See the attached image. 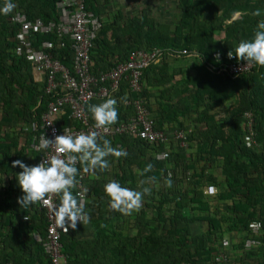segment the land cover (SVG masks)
I'll use <instances>...</instances> for the list:
<instances>
[{
    "label": "trees",
    "instance_id": "obj_1",
    "mask_svg": "<svg viewBox=\"0 0 264 264\" xmlns=\"http://www.w3.org/2000/svg\"><path fill=\"white\" fill-rule=\"evenodd\" d=\"M59 1L61 0H17V7L29 19L39 17L45 21L56 20L55 5ZM3 2L1 0L0 5ZM108 2L110 0H85V7L100 15L104 13V4ZM176 4L181 19L172 28L166 22L150 16L146 10L122 25L117 23L121 16L114 17L109 23H103L95 40L98 48L92 49L90 56L96 67L109 68L114 65L115 60H125L134 49L150 50L156 47L163 52L167 49H185L188 52L195 50L197 55L184 54L171 58L197 59V76L204 80L200 85L205 88L209 98L214 93H222L224 99L229 95L224 91V86L229 84L233 85L232 89L236 90L237 96L235 105L229 111L232 119L228 132L224 133L220 129V133L215 135L217 139L210 140L208 148H201V152L222 157V172L231 198L239 197L247 205L257 204L264 209V99L254 97L256 90L258 94L264 93V85H247L249 82L264 80V67L255 65L247 73L230 75L223 69L225 62L216 61L212 57L214 51H232L239 40L250 38L257 21L260 20V17L252 16L251 12L253 9L264 12V0H176ZM236 11L246 13L238 19L230 20ZM10 13L0 15V183H3L4 177L9 181L8 187L3 188L0 194V264L6 261L14 264H48L41 243L32 236L34 232L44 234L47 224L44 212L37 210L35 205L22 209L17 204V197L22 193L16 184L15 174L21 169L18 166L13 167L12 161L19 159L26 165H34L38 159L39 153L27 150L30 134L20 135L16 127L21 123L38 121L51 98L44 93V83L34 81L28 61L11 50L13 43L9 38L15 27L9 26L7 22ZM225 20L230 21L225 23ZM107 30L110 31L109 41L104 42ZM222 30L225 33L224 40L214 39V33ZM51 36L37 35L34 45L37 46L40 41ZM53 52L72 72V54L68 46ZM149 67L143 70L142 80L149 74ZM189 79L195 84V76H190ZM218 79L221 84L217 89ZM245 85L247 87L243 89ZM123 91L124 89L121 92ZM146 92L143 88L140 93H130L129 97L140 96L141 104L148 109ZM197 92L199 95L200 92ZM94 102L100 103L98 99H93L90 104ZM177 105H171L168 109L172 116L182 113ZM245 111L251 112L253 117L257 143L255 147H246L243 142L245 125L242 123L245 121ZM204 113L206 110L202 112ZM131 114L129 106L121 107L117 111L116 121L126 120ZM61 119L64 124L68 123L66 115ZM203 119L205 129L218 126L217 120L211 116ZM156 121L155 127L161 128ZM185 131V142L189 148L192 133L189 134L186 129ZM206 134L198 133L204 144L206 141L203 138ZM20 137L23 140L21 145ZM103 139L107 138H100L98 143ZM109 141L112 147L118 144L116 149L126 153L117 157V172H114L112 179L119 181L122 186L136 189V174L131 170V165H135L140 175L146 177L141 183V187L149 188V193L142 200L146 210L144 214L139 212L133 235L123 232L119 224H113L115 219L118 220L123 215L106 206V196H99L106 183L104 178L90 180L89 177L86 183L90 188L87 187L97 195L98 204L88 205L87 198L84 211L90 210L89 223L78 224L75 230L61 236L62 251L67 255L68 264H209L210 256L201 255L214 251L210 246H204L210 240V233L200 235L193 230L195 223L201 220L210 225L217 224L214 217L196 215L191 204L198 203L200 206L197 209L205 211L208 209L206 203L195 197V194L189 196L190 192L193 193L189 188L181 190V187H176L174 180L169 185L165 179V169L170 168L174 172L176 164L179 165L178 161L186 158V149L181 148V151L176 148L166 160H156L153 147L143 140L120 134ZM217 141H220L218 145ZM173 162L177 163L174 165ZM77 166L83 167L80 163ZM259 167L263 169V174L258 171ZM185 168L191 167L186 164ZM253 171H258L255 178L249 177ZM148 181L157 182L158 188L154 191L155 187L148 184ZM147 211H150V215L146 216ZM242 214L238 222H242L247 229L248 223L256 218L249 210ZM25 215L29 218L27 221L22 220ZM257 218L263 226L261 245L264 247V217ZM197 255L200 256L197 258Z\"/></svg>",
    "mask_w": 264,
    "mask_h": 264
},
{
    "label": "built area",
    "instance_id": "obj_2",
    "mask_svg": "<svg viewBox=\"0 0 264 264\" xmlns=\"http://www.w3.org/2000/svg\"><path fill=\"white\" fill-rule=\"evenodd\" d=\"M56 20H43L36 17L29 19L22 11H13L7 22L9 26L15 27L11 37L15 55L24 57L30 64L34 81L44 83V93L51 99L48 101L46 109L41 113L39 120L30 123H21L16 127L20 135L30 134L29 150L39 153L36 160L47 159L51 155H56L54 146L47 149L38 150V146L46 139H53L57 135L64 134L77 135L95 131L98 140L100 138L111 139L115 135L125 134L133 138L145 141L153 147V156L156 160H166L176 148L186 149L185 130L166 132L157 129L154 120L149 116L148 110L141 104L140 98L134 100L129 98V92H140L142 90L143 70L149 65L165 57H178L184 54L197 55L196 51H186L185 49H167L162 51L153 47L150 50L134 49L130 51L125 60L116 61L109 68H98L90 56L92 49H95V39L103 22L99 15L87 10L85 0H61L55 5ZM52 35L49 39H44L34 45L37 35ZM68 46L72 54V72L64 66L58 57L54 55V50ZM232 51L216 50L212 57L216 61L223 60L224 71L230 75L247 73L255 65L243 60H237L233 54L230 58L228 53ZM121 83L126 84V94L121 104L132 107V114L126 120L115 122L111 126L95 128L91 119L88 105L93 99H105L114 97L120 88ZM66 115L68 123L64 124L61 117ZM245 117V132L243 142L246 147L257 146L255 132L253 129V117L250 112ZM170 143H173L170 147ZM175 143L178 145L176 146ZM152 152V151H151ZM63 156V154H60ZM76 163V182L71 189L78 202L86 206L87 185L86 180L91 172L84 171L83 167L78 168ZM173 171L165 169V179L171 181ZM216 189L213 184H208L204 190L205 194L213 195ZM59 197L52 194L50 203L56 204ZM35 208L44 212L47 221L45 232L32 234L34 240L40 242L46 254L48 264H68L67 255L62 251L61 236L68 233L56 228L54 217L51 215L48 206L41 203L35 204ZM27 215L22 216L23 221H27ZM79 222H77V225ZM261 228L259 220H252L248 223V231H258ZM259 240L249 237L245 240L246 247H255ZM218 262H226L228 257L225 253L216 251L214 256ZM2 264H14L6 261Z\"/></svg>",
    "mask_w": 264,
    "mask_h": 264
},
{
    "label": "crops",
    "instance_id": "obj_3",
    "mask_svg": "<svg viewBox=\"0 0 264 264\" xmlns=\"http://www.w3.org/2000/svg\"><path fill=\"white\" fill-rule=\"evenodd\" d=\"M111 1L107 4H104V13L100 14L104 24L109 23L114 19L108 13L109 7L112 8V11H115L112 12V14H115L114 17H118L121 16L119 8L126 7L127 4H130L132 2V0H113L115 3H117V5L114 6ZM236 12L238 13L239 11ZM132 14L134 15V12H132ZM258 17H260V19H264V12H261V16ZM233 19L236 18H230V20ZM230 20H226L225 22H229ZM109 36L110 31L107 30V32H105L103 41H109ZM213 37L216 40L223 41L225 33L222 30L218 33H214ZM251 37L252 35L250 36V38ZM196 63L197 59L194 58H182L181 60H178L168 56L163 60L155 62L149 67V74L143 80V86L147 91V107L149 114L152 116L154 121L157 120L156 122L158 123L156 124L166 132H171V130H175L177 128H185V126L189 125L191 126L192 135H190L191 141L189 142V148H186V151H188L185 154L186 158H184V160L180 159L178 161L179 165L176 164L177 162H173L174 165L176 164L174 171V181L176 183V187H181V190L189 188L190 191H193V193H189V196H193L195 194V197L200 198L203 202L206 203L208 209L205 211H200L197 209L200 206L198 203L191 204V206L194 207L192 210L196 215L198 214V216H212L217 223L210 225L207 224L206 221L201 220L194 225L193 232L195 234L204 235L205 233H210V240L205 243L204 246H210L214 249V251H211V253H202L203 255H201V257L210 256L211 260H209V264H264V247L261 245V240L263 239V226H261L260 230L258 231L250 232L244 227L242 222H238V218L242 217V212H244L245 210L253 212L256 218L253 220H260L257 217H264V215H261V213L264 214V209L260 208V205L257 204L247 205L242 198H231L224 181L225 176L222 172V157L217 154L211 155L205 152H201V148H208V146L210 145V140L217 139L215 138V135H217L218 132L220 133V129L224 133L228 132L232 119L230 117L229 111L235 105L237 99L236 90L232 89L233 85L229 84L228 86H224V91L226 92V94H229L224 99L222 93H214L213 97L209 98L208 93L204 91L205 88L200 85L204 82V80L197 76L198 67L195 66ZM190 76L196 77L195 84L190 81ZM217 81L218 85L216 87L218 89L221 82H219V79ZM253 84H257L256 86L264 85V80L256 83H247V85L250 86H253ZM256 86L254 87V90H256ZM246 87L247 86L245 85L243 89H245ZM123 89L125 91L126 86L124 83H121L118 93L114 97H112L116 101V111L121 108L120 102L124 94V91H121ZM197 91L200 92L199 95ZM263 94H258L256 90V95L254 97H261L264 99ZM176 103L178 104L176 106L177 109L181 110L182 113L172 116L168 109L171 108V105H176ZM205 110L206 113L202 114V112ZM119 114L121 115V112ZM209 116L213 117L214 120H217L216 124L218 126H216L218 128H210V130L208 128L205 129L206 126L203 117L209 118ZM242 124L245 125V121ZM201 132L207 133L203 138V140L206 141L205 144L198 137V133L201 134ZM21 137L19 138V145L23 143ZM219 142L220 141H217L216 145H218ZM117 145L113 146V148L116 149V147H118ZM172 145L173 143H170V147H172ZM148 154H150V152ZM175 157L176 155H174V158ZM106 158L108 166L103 170H96L91 175H89L90 180L103 178L107 179V177L109 180H111L112 178H114V172H117L118 158L111 155ZM174 158L172 160H174ZM186 164L190 165L191 168H185ZM132 166L133 165H131V170L134 172V174H136L137 179L135 188L136 190H139L140 183H142L143 180L146 179V177L140 175L139 170ZM258 171L263 174V169L261 167L258 168ZM258 171H253L251 174H249V177L252 176L251 178H255ZM100 172H103V174H101ZM149 182L150 181H148V184L155 187V191L158 188V183ZM171 182L172 181H169V185L171 184ZM208 184H213L215 186V194L208 195L204 193V190ZM88 187L90 188V186ZM90 192L91 194L87 195L88 199L91 200L93 197H97V195L92 192V189H90ZM152 193L153 191L151 192V194ZM99 196L105 195L104 193H100ZM86 212L89 217L90 210L88 209V211ZM88 223L89 221L86 224ZM113 224L122 225L123 219H115V221H113ZM132 224H135L133 220ZM249 237L257 238L259 240V244L255 247H246L244 245V242ZM197 244L199 246L201 245L199 243ZM216 251L225 253L228 257V260L224 263L216 261L214 258V256L216 255ZM199 256L200 255H197V258Z\"/></svg>",
    "mask_w": 264,
    "mask_h": 264
},
{
    "label": "clouds",
    "instance_id": "obj_4",
    "mask_svg": "<svg viewBox=\"0 0 264 264\" xmlns=\"http://www.w3.org/2000/svg\"><path fill=\"white\" fill-rule=\"evenodd\" d=\"M13 8L14 4L12 0H4L3 4L0 5V15L12 13L13 11L11 10ZM251 15L261 16V10L253 9ZM11 37L9 39L12 42ZM95 46V48H98L96 41ZM233 54L238 61L243 60L245 63L250 62L256 66L264 67V19L257 21L252 37L240 40L232 52L228 53V56L231 58ZM142 87L144 88L143 85ZM130 93L133 92H129L128 94ZM125 94L126 89L123 97ZM136 98L132 97L130 99L134 100ZM98 100L101 102L88 105L95 128L113 125L117 122L115 99L109 97ZM126 106H129L132 110L130 104H121V107ZM149 116L151 115L149 114ZM50 145L54 146L53 150L56 155H51L47 159H41L34 165H26L19 159L12 161L13 167L18 166L21 169V171L15 174L16 184L22 193L17 197V204L22 209L37 203L48 206L51 215L54 217L56 228L67 232L69 229L75 230L77 222L82 225L88 222V214L84 211V205L78 202L71 191L76 182V163L79 162L83 166L84 171L95 172L96 170H103L108 166L105 158L109 155L120 157L126 155V153L123 150L111 147L107 139H103L102 143H98L95 131L79 133L77 135H66L63 132L62 135H57L53 139L44 138L38 146V150L47 149ZM60 154H63V156ZM173 176L172 178L175 179V175ZM167 182L169 183V181ZM103 193L107 197V207L110 210L116 211L121 215H130L141 208L142 196L149 193V188L142 187L140 190H136L122 186L119 181L112 179L103 185ZM52 194H56L59 197V202L54 205L50 203Z\"/></svg>",
    "mask_w": 264,
    "mask_h": 264
},
{
    "label": "rangeland",
    "instance_id": "obj_5",
    "mask_svg": "<svg viewBox=\"0 0 264 264\" xmlns=\"http://www.w3.org/2000/svg\"><path fill=\"white\" fill-rule=\"evenodd\" d=\"M252 2H253V0H252ZM12 3L14 4V8L11 11L18 10L17 0H12ZM111 3L114 6L117 5V3H115L113 0L111 1ZM0 4H1V0H0ZM248 8H249V5H248ZM119 10L121 13V18L119 19V21H117V23L121 24V25L124 24L125 21H127L128 19L132 18L136 14L138 15L139 13L143 12L144 10H146L150 14V16H152L153 18L166 22L168 25L171 26V28L174 27V25L177 24V22L181 19L180 18L181 13H180L179 8L177 7L176 0H132V2L130 4H127L126 7L119 8ZM112 12H115V11H112V8L109 7L108 13L111 15V17L114 18L115 14H112ZM132 12H134V15L132 14ZM245 13H246L245 11H239L238 13L237 12L233 13L231 17L238 19ZM7 18H8V16H7ZM183 23L187 24L185 21ZM177 59L181 60L182 58H177ZM94 103H96V102H94ZM247 113L248 112H246V111L243 112V116L244 115L246 116ZM0 116H1V114H0ZM185 128L188 129L189 134L192 133L190 125L185 126ZM185 128L182 127L180 129H175V130L180 131V130H183ZM175 130H171V132H173ZM175 145L178 146L176 143H175ZM132 167L136 168L134 165ZM104 180H105V182H107L109 179L107 177V179H104ZM8 184H9L8 179H6V177H4L3 183H0V194L3 191V188L8 187ZM89 185H90V183H89ZM141 188L142 187H141V183H140L139 190ZM92 192H94V191L92 190ZM90 194H91V192H90V190H88V195H90ZM144 197L145 196H142L143 201H144ZM96 201H97V198L93 197L91 200L89 199L88 205L91 206V204H95ZM104 201H105V199H104ZM97 204H98V202L96 203V205ZM145 210L146 209L144 208V204L142 203V206L138 211H134L130 215H123V217H122L123 224L120 225L123 232L133 235L135 233L134 229L136 230L135 227L137 225L136 224V218L140 216V215L138 216L139 212H143V214H144ZM149 213H150V211H147L146 216L149 215ZM148 217H150V216H148ZM132 220L135 222V224H132ZM87 236H89V235H87Z\"/></svg>",
    "mask_w": 264,
    "mask_h": 264
}]
</instances>
